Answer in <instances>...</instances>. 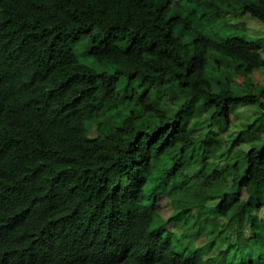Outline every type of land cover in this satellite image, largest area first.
<instances>
[{
    "label": "trees",
    "instance_id": "trees-1",
    "mask_svg": "<svg viewBox=\"0 0 264 264\" xmlns=\"http://www.w3.org/2000/svg\"><path fill=\"white\" fill-rule=\"evenodd\" d=\"M235 15L264 27V0H0V264H264V58Z\"/></svg>",
    "mask_w": 264,
    "mask_h": 264
},
{
    "label": "rangeland",
    "instance_id": "rangeland-1",
    "mask_svg": "<svg viewBox=\"0 0 264 264\" xmlns=\"http://www.w3.org/2000/svg\"><path fill=\"white\" fill-rule=\"evenodd\" d=\"M228 23L235 26L233 29L224 28V24H219L216 28L223 35H231L235 37H240L248 42L257 44L259 51L264 58V27L258 21L252 19L249 15H235L228 20ZM230 33V34H229ZM77 57L80 61L89 62L90 60L85 59L84 48L78 47L76 50ZM252 81L254 84L264 86V70L256 71L252 75ZM254 113L248 106H240L232 114V124L233 128L229 131L230 135L236 136L244 127L246 122L253 120ZM217 129H213L211 133H216ZM228 132H221L218 135V139H224ZM96 136V127L92 125L90 127V137L94 138ZM159 210L162 218L167 220L173 213V210L168 205L166 198H161L159 202ZM163 229L176 234H181L183 229L180 226L173 225L166 222L163 225ZM161 232V229L159 230ZM204 240L198 241L197 244L201 245Z\"/></svg>",
    "mask_w": 264,
    "mask_h": 264
}]
</instances>
